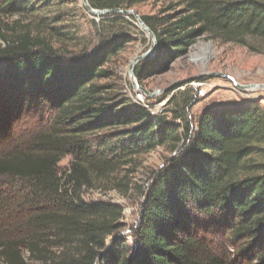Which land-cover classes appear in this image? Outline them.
<instances>
[{
  "label": "trees",
  "instance_id": "trees-1",
  "mask_svg": "<svg viewBox=\"0 0 264 264\" xmlns=\"http://www.w3.org/2000/svg\"><path fill=\"white\" fill-rule=\"evenodd\" d=\"M146 1L88 0L99 10ZM157 1V13L140 16L157 41L135 66L141 85L202 36L264 55V0ZM18 10L0 0V16ZM123 16L111 11L103 23ZM104 33L89 51L90 42L74 52V38L62 47L57 32L0 30L3 114L13 105L42 118L19 139L20 113L0 128V264H264V107L220 104L194 119L188 112L199 99L188 88L152 113L101 81L132 39ZM159 146L176 153L137 186L138 219L125 237L119 204L83 197L107 181L124 194L129 182L118 174Z\"/></svg>",
  "mask_w": 264,
  "mask_h": 264
},
{
  "label": "rangeland",
  "instance_id": "rangeland-1",
  "mask_svg": "<svg viewBox=\"0 0 264 264\" xmlns=\"http://www.w3.org/2000/svg\"><path fill=\"white\" fill-rule=\"evenodd\" d=\"M11 2L19 10L14 15L0 16V30L6 32L8 30L11 33L27 31L39 36L57 32L65 38V41H62V47L78 46L74 52H81L84 50V44L88 45L89 42L91 45L88 46L87 51L92 49L93 43L98 40L97 37L101 38L98 31L106 32L109 36L121 33L130 36L131 41L127 42L126 46L105 65V68L110 71V77L107 76L101 80L113 84L125 96L130 95L133 87L129 76V65L134 58L144 54L152 46V40L144 30L138 27L132 15L130 16L133 22L124 14L125 21L119 20L111 25L103 23L105 17H102L111 12L92 14L85 8L82 0H11ZM162 6L161 1L149 0L131 9L142 16L157 13ZM71 38H74L75 45L67 42ZM151 56L144 57L139 62ZM223 75L234 78L240 85H264V55L253 53L243 45L223 43L209 36H202L191 46L187 54L175 60L166 72L145 80L142 85L136 77L135 79L140 86L155 94L149 97V104L153 113L156 114L162 112L164 107L158 103L162 100L167 101L170 94L179 93L188 88L196 90L205 87L204 84L207 88L206 96L198 97L199 102L188 112V115L194 119L199 117L205 109L220 104L258 101L264 107V87L243 90ZM2 76L0 87L3 88L6 83L5 77ZM197 83L202 85L199 86ZM173 88L176 89L167 94ZM166 94L167 96L163 97ZM10 107L8 110L10 114L7 117L3 114L4 109L0 107V128L2 127V130H5L9 122H16L14 119L18 113H20V122L17 121L14 125L17 139L21 137L18 136L21 133L32 131L40 126L42 118H38L39 114L33 107V110L25 109L22 112L13 105ZM175 153L169 147H157L142 155L137 166L129 167V169L125 167L118 174V180L129 182V187L124 194V187L114 188V185L107 181L101 183L100 186L107 185L108 188L99 189L100 186L95 185L84 195V200H105L119 204L123 208L121 221L124 228L121 232L126 237L138 219L142 197L139 195L137 186L145 187L151 175L161 170ZM70 159L71 157L67 156L61 161V170L67 166ZM3 182L4 180H1L0 184ZM29 264L34 263L30 261Z\"/></svg>",
  "mask_w": 264,
  "mask_h": 264
},
{
  "label": "water",
  "instance_id": "water-1",
  "mask_svg": "<svg viewBox=\"0 0 264 264\" xmlns=\"http://www.w3.org/2000/svg\"><path fill=\"white\" fill-rule=\"evenodd\" d=\"M82 2L84 3V6L85 8L92 14H101V13H105V12H111V11H117V12H120L122 14H125V15H132L133 18L136 20V23L138 25L139 28H141L142 30H144L147 35L150 37V39L152 40V46L148 49V51H146L144 54L134 58L132 60V62L130 63L129 65V76L131 78V82H132V87L134 89H140V90H143L144 93L147 95V96H154L155 94L153 92H150L148 90H146L144 87L140 86L138 81L135 79V75H134V69H135V66L136 64L139 62V60H141L142 58L144 57H148L150 55H152L156 49H157V41H156V37H155V34L153 33V31L144 23V21L141 19V17L138 15V13L129 8V9H113V10H108V9H103V10H99V9H94L90 6L88 0H82ZM227 78H229L231 80V82L243 89V90H247V89H254V88H257V87H264V85L262 84H246V85H240L236 82V80L232 77H228L226 75H223Z\"/></svg>",
  "mask_w": 264,
  "mask_h": 264
},
{
  "label": "built area",
  "instance_id": "built-area-1",
  "mask_svg": "<svg viewBox=\"0 0 264 264\" xmlns=\"http://www.w3.org/2000/svg\"><path fill=\"white\" fill-rule=\"evenodd\" d=\"M197 85L201 86L202 84L197 83ZM204 85H205V87H200L199 89H196L197 97L206 96L207 88H206V84H204ZM129 96H130L132 102L147 108L148 110H150L153 113V111L151 110V106L149 104L150 98H149V96H147L144 93L143 90L132 88V92L130 93ZM165 102H166L165 100L164 101L162 100L158 104L162 106L165 104Z\"/></svg>",
  "mask_w": 264,
  "mask_h": 264
}]
</instances>
